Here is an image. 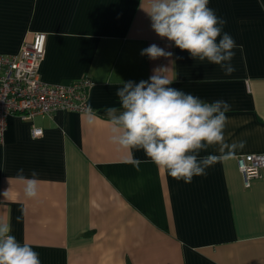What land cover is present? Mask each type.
Instances as JSON below:
<instances>
[{"label":"crops","instance_id":"obj_1","mask_svg":"<svg viewBox=\"0 0 264 264\" xmlns=\"http://www.w3.org/2000/svg\"><path fill=\"white\" fill-rule=\"evenodd\" d=\"M148 2L0 0V53L17 54L44 32L41 80L90 77L88 104L97 115L94 126L86 112L6 119L0 220L39 253L41 264H264V169L245 188L236 164L240 155H264V0H209L238 45L231 76L158 37L145 12ZM153 43L172 56H141ZM155 70L173 80L172 87L208 102L227 101L226 141L243 142L190 184L150 162L137 171L124 162L129 153L109 141L104 108L119 106L122 81L148 80ZM31 126L42 135L32 137ZM132 155L146 159L143 151ZM33 169L39 196L28 200L23 187Z\"/></svg>","mask_w":264,"mask_h":264},{"label":"clouds","instance_id":"obj_2","mask_svg":"<svg viewBox=\"0 0 264 264\" xmlns=\"http://www.w3.org/2000/svg\"><path fill=\"white\" fill-rule=\"evenodd\" d=\"M145 12L158 37L187 51L202 64L206 61L220 66L226 76L235 72L232 60L238 45L224 31L227 21L209 7V0H149ZM140 55L156 60L171 57L172 52L153 43ZM173 82L157 70L148 80L122 81L115 93L119 106L105 107L104 113L110 143L129 153L125 163L139 171L141 164L150 162L174 180L190 184L194 177L206 175L215 163L228 159L243 142L226 141V114L231 111L227 101L208 102L172 87ZM86 116L88 125L94 126L97 115L91 106ZM209 149H215V153H209ZM133 150L143 151L146 159L134 157ZM23 172L18 170L21 178ZM38 176L36 170H31V178L24 184L23 196L28 200L39 196ZM16 219L19 222L21 217ZM0 264H41L39 253L30 244L18 241L11 223L2 220Z\"/></svg>","mask_w":264,"mask_h":264},{"label":"built area","instance_id":"obj_3","mask_svg":"<svg viewBox=\"0 0 264 264\" xmlns=\"http://www.w3.org/2000/svg\"><path fill=\"white\" fill-rule=\"evenodd\" d=\"M46 34L36 32L22 43L17 54L0 53V135L6 119L15 116L30 122L36 116H51L56 111L86 112L94 81L84 77L67 84H49L41 80L39 66L45 54ZM42 129L31 126V136ZM243 186L249 187L264 169V155L244 154L236 158Z\"/></svg>","mask_w":264,"mask_h":264},{"label":"rangeland","instance_id":"obj_4","mask_svg":"<svg viewBox=\"0 0 264 264\" xmlns=\"http://www.w3.org/2000/svg\"><path fill=\"white\" fill-rule=\"evenodd\" d=\"M44 58V57H43ZM43 60V59H42Z\"/></svg>","mask_w":264,"mask_h":264}]
</instances>
